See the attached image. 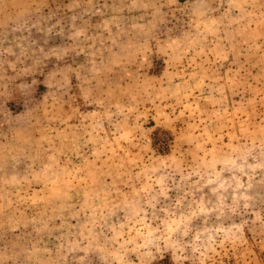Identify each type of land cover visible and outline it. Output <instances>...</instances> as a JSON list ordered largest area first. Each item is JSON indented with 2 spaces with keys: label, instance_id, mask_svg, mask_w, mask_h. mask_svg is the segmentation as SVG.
Here are the masks:
<instances>
[{
  "label": "rangeland",
  "instance_id": "rangeland-1",
  "mask_svg": "<svg viewBox=\"0 0 264 264\" xmlns=\"http://www.w3.org/2000/svg\"><path fill=\"white\" fill-rule=\"evenodd\" d=\"M0 264H264V0H0Z\"/></svg>",
  "mask_w": 264,
  "mask_h": 264
}]
</instances>
